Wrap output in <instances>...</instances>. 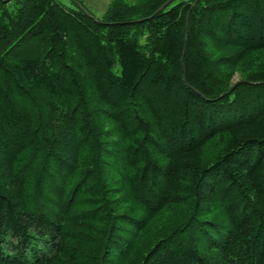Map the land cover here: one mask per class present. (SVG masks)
Segmentation results:
<instances>
[{
    "label": "trees",
    "instance_id": "1",
    "mask_svg": "<svg viewBox=\"0 0 264 264\" xmlns=\"http://www.w3.org/2000/svg\"><path fill=\"white\" fill-rule=\"evenodd\" d=\"M72 1L0 0V264H264V0Z\"/></svg>",
    "mask_w": 264,
    "mask_h": 264
},
{
    "label": "rangeland",
    "instance_id": "2",
    "mask_svg": "<svg viewBox=\"0 0 264 264\" xmlns=\"http://www.w3.org/2000/svg\"><path fill=\"white\" fill-rule=\"evenodd\" d=\"M62 4H65L70 7H74L75 4L72 0H59ZM80 2L84 8L88 11V13L95 19H102L103 15L105 14V11L107 10L111 0H77ZM129 2H135L136 0H128ZM179 1V0H177ZM238 73H236L232 77V81H236L239 79ZM184 205L181 206L179 209V212L174 213H167L163 215L164 221L166 223H169L170 225H173L174 223H179L182 219L185 213H183Z\"/></svg>",
    "mask_w": 264,
    "mask_h": 264
},
{
    "label": "water",
    "instance_id": "3",
    "mask_svg": "<svg viewBox=\"0 0 264 264\" xmlns=\"http://www.w3.org/2000/svg\"><path fill=\"white\" fill-rule=\"evenodd\" d=\"M171 0H167L166 3L163 5L165 6L167 3H169ZM90 15V14H89ZM91 16V15H90ZM92 17V16H91Z\"/></svg>",
    "mask_w": 264,
    "mask_h": 264
}]
</instances>
